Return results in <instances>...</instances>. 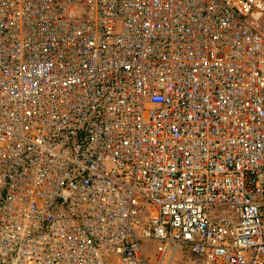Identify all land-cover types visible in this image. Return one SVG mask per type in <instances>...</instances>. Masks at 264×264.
<instances>
[{"label":"built area","instance_id":"obj_1","mask_svg":"<svg viewBox=\"0 0 264 264\" xmlns=\"http://www.w3.org/2000/svg\"><path fill=\"white\" fill-rule=\"evenodd\" d=\"M264 264V0H0V264Z\"/></svg>","mask_w":264,"mask_h":264},{"label":"rangeland","instance_id":"obj_2","mask_svg":"<svg viewBox=\"0 0 264 264\" xmlns=\"http://www.w3.org/2000/svg\"><path fill=\"white\" fill-rule=\"evenodd\" d=\"M187 254L189 253L186 247L179 249L172 264H187V261L185 260Z\"/></svg>","mask_w":264,"mask_h":264}]
</instances>
